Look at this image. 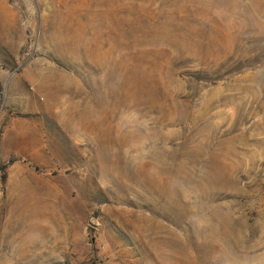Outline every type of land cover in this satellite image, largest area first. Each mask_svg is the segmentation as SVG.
Returning a JSON list of instances; mask_svg holds the SVG:
<instances>
[{"label": "rangeland", "instance_id": "rangeland-1", "mask_svg": "<svg viewBox=\"0 0 264 264\" xmlns=\"http://www.w3.org/2000/svg\"><path fill=\"white\" fill-rule=\"evenodd\" d=\"M0 264H264V0H0Z\"/></svg>", "mask_w": 264, "mask_h": 264}, {"label": "bare ground", "instance_id": "bare-ground-1", "mask_svg": "<svg viewBox=\"0 0 264 264\" xmlns=\"http://www.w3.org/2000/svg\"><path fill=\"white\" fill-rule=\"evenodd\" d=\"M21 257H22V256H21ZM21 257H20V258H21Z\"/></svg>", "mask_w": 264, "mask_h": 264}]
</instances>
